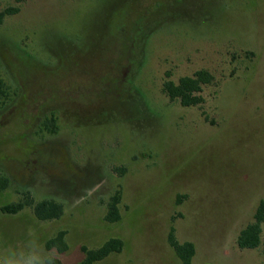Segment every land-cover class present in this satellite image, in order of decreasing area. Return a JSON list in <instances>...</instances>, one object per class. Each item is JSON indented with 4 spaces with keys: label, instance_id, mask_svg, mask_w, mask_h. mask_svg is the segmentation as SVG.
<instances>
[{
    "label": "rangeland",
    "instance_id": "rangeland-1",
    "mask_svg": "<svg viewBox=\"0 0 264 264\" xmlns=\"http://www.w3.org/2000/svg\"><path fill=\"white\" fill-rule=\"evenodd\" d=\"M8 9L0 251L30 232L45 250L65 231L69 250L48 252L64 264L111 239L122 253L98 264H183L174 231L192 264H264V224L259 248L238 246L264 201V0H0ZM199 71L214 76L204 103L172 101L165 84ZM28 197L63 217L1 213Z\"/></svg>",
    "mask_w": 264,
    "mask_h": 264
},
{
    "label": "trees",
    "instance_id": "trees-1",
    "mask_svg": "<svg viewBox=\"0 0 264 264\" xmlns=\"http://www.w3.org/2000/svg\"><path fill=\"white\" fill-rule=\"evenodd\" d=\"M18 9H8L0 13V25L7 16L18 13ZM214 81V76L209 72L199 71L193 77H184L178 84L168 82L165 84V91L172 101L179 100L184 107H196L204 103V99L199 94L204 85H209ZM11 94L5 81L0 78V108L10 100ZM10 187V180L0 176V194ZM122 201L121 192H117L110 200L105 221L109 224H116L122 221L120 204ZM26 208H32L34 215L39 221H55L63 217L64 205L54 200H43L36 203L28 197L18 203H13L1 208V213L5 215H17ZM264 224V201H261L255 214L254 223L248 225L239 235L238 246L243 250H253L261 246L262 225ZM67 232L61 231L54 238L45 243V250L51 252L56 250L59 254H64L69 250L66 242ZM169 243L175 250L178 258L183 264H192L195 256V246L192 243L179 244L175 238L174 231L169 236ZM124 249V243L119 239H111L101 248L90 250L82 247L84 259L79 264H97L112 254H120ZM55 264H63L55 257Z\"/></svg>",
    "mask_w": 264,
    "mask_h": 264
},
{
    "label": "clouds",
    "instance_id": "clouds-1",
    "mask_svg": "<svg viewBox=\"0 0 264 264\" xmlns=\"http://www.w3.org/2000/svg\"><path fill=\"white\" fill-rule=\"evenodd\" d=\"M0 264H55V257L30 232L22 247L0 251Z\"/></svg>",
    "mask_w": 264,
    "mask_h": 264
},
{
    "label": "crops",
    "instance_id": "crops-1",
    "mask_svg": "<svg viewBox=\"0 0 264 264\" xmlns=\"http://www.w3.org/2000/svg\"><path fill=\"white\" fill-rule=\"evenodd\" d=\"M84 259V258H83ZM82 262V261H81ZM62 263H63V261H62ZM64 264V263H63ZM98 264V263H97Z\"/></svg>",
    "mask_w": 264,
    "mask_h": 264
}]
</instances>
